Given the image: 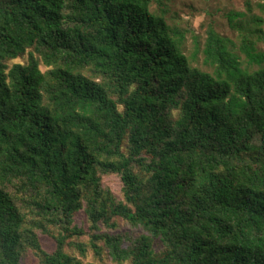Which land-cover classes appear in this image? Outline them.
I'll list each match as a JSON object with an SVG mask.
<instances>
[{"label": "trees", "instance_id": "obj_1", "mask_svg": "<svg viewBox=\"0 0 264 264\" xmlns=\"http://www.w3.org/2000/svg\"><path fill=\"white\" fill-rule=\"evenodd\" d=\"M171 1L0 0V264H264V0Z\"/></svg>", "mask_w": 264, "mask_h": 264}, {"label": "rangeland", "instance_id": "obj_2", "mask_svg": "<svg viewBox=\"0 0 264 264\" xmlns=\"http://www.w3.org/2000/svg\"><path fill=\"white\" fill-rule=\"evenodd\" d=\"M250 0H172L170 5V13L168 14L171 22H174L178 26L188 30L187 35V45L188 50L192 51L194 49L193 34H198L199 36H204L205 27L204 24L213 20L221 33L232 35L230 31L226 18L224 14L230 9H245V3ZM253 2L257 0H251ZM23 58H19L14 62H18ZM24 61V59H23ZM107 183L115 190L119 191L120 182L119 178L116 176H111L108 178ZM83 214L78 217L81 221ZM123 230H127L128 226L123 224ZM43 245L47 248H51L52 242L42 236ZM26 264H37L36 257L29 253L26 259Z\"/></svg>", "mask_w": 264, "mask_h": 264}]
</instances>
